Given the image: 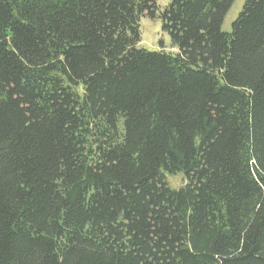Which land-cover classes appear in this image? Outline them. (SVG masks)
Wrapping results in <instances>:
<instances>
[{
    "label": "trees",
    "instance_id": "1",
    "mask_svg": "<svg viewBox=\"0 0 264 264\" xmlns=\"http://www.w3.org/2000/svg\"><path fill=\"white\" fill-rule=\"evenodd\" d=\"M157 1L0 0V264H264V0Z\"/></svg>",
    "mask_w": 264,
    "mask_h": 264
},
{
    "label": "rangeland",
    "instance_id": "2",
    "mask_svg": "<svg viewBox=\"0 0 264 264\" xmlns=\"http://www.w3.org/2000/svg\"><path fill=\"white\" fill-rule=\"evenodd\" d=\"M245 0H235L230 10L226 14L221 30L229 32L232 22L236 19L242 9ZM158 5L162 8L167 5L168 0H158ZM140 41L138 48L148 51H158L163 49L167 52H176L171 48L170 39L167 33L162 31L160 20H151L143 17L140 20ZM168 185L173 189H178L184 185L185 179L182 174L165 175Z\"/></svg>",
    "mask_w": 264,
    "mask_h": 264
}]
</instances>
